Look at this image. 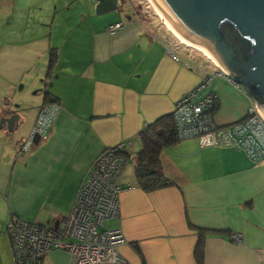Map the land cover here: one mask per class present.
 Returning a JSON list of instances; mask_svg holds the SVG:
<instances>
[{"label":"crops","instance_id":"0c3cea01","mask_svg":"<svg viewBox=\"0 0 264 264\" xmlns=\"http://www.w3.org/2000/svg\"><path fill=\"white\" fill-rule=\"evenodd\" d=\"M126 1L123 16L134 6ZM94 4L0 0V118L16 115L10 129L0 124V264H13L6 233L11 218L60 228L94 158L119 142L128 161L117 177L118 215L105 226L121 231L125 243L118 252L125 264H140V257L145 264H195L198 229L203 264H264V160L177 140L162 147L158 162L173 184L150 192L135 185L138 133L171 114L205 77L203 59L190 54L185 61L172 49V60L164 27L135 14L123 20L110 11L94 15ZM115 22L122 27L106 31ZM32 89L50 92L59 110L47 134L18 154L44 103L26 100ZM210 89L217 95L211 109L216 124L242 117V91L219 75ZM230 233L241 241L231 242ZM70 262L67 252L49 249L39 264Z\"/></svg>","mask_w":264,"mask_h":264},{"label":"built area","instance_id":"2783aa9c","mask_svg":"<svg viewBox=\"0 0 264 264\" xmlns=\"http://www.w3.org/2000/svg\"><path fill=\"white\" fill-rule=\"evenodd\" d=\"M122 27L115 22L107 27L113 33ZM169 40L167 50L170 58L177 57ZM215 75L225 77L237 90L233 79L217 67ZM214 74H206L191 90L182 95L173 105L171 116L177 140L194 139L200 147H225L243 153L251 162L264 160V117L255 101L249 102L239 120L226 125L215 123L211 109L217 95L210 90ZM58 103L38 107L33 127L22 139L18 154L32 145V137L47 134L58 113ZM122 143L102 150L92 161L88 177L79 185L73 203L60 229L50 231L37 224L20 219H11L7 234L13 264H39L51 248L65 249L70 255V264H125L118 246L125 243L119 229L104 226L107 220L116 218L118 195L122 188L117 177L125 165ZM6 231V233H7ZM233 243L241 241V235L230 233Z\"/></svg>","mask_w":264,"mask_h":264},{"label":"water","instance_id":"95a60500","mask_svg":"<svg viewBox=\"0 0 264 264\" xmlns=\"http://www.w3.org/2000/svg\"><path fill=\"white\" fill-rule=\"evenodd\" d=\"M93 1L96 15L120 4V0ZM154 1L176 31L209 50L240 89L252 95L264 117V0ZM15 118L14 114L0 118V124L10 129ZM39 138L34 134L32 144Z\"/></svg>","mask_w":264,"mask_h":264},{"label":"trees","instance_id":"16d2710c","mask_svg":"<svg viewBox=\"0 0 264 264\" xmlns=\"http://www.w3.org/2000/svg\"><path fill=\"white\" fill-rule=\"evenodd\" d=\"M49 57L50 58H49L48 66L51 65L53 60L51 55ZM44 92H45L44 94L45 98L43 99L44 103L42 105L49 104L52 102L56 103V100L51 97L50 92L49 93H46V91ZM250 97L253 99L252 95ZM138 139L140 141V148L135 153L133 158L135 185L143 192H150L153 190L171 186L173 182L170 179L166 178L162 174V172H160L158 166L159 154L162 147L164 145L171 144L172 142L177 141L174 134L171 114L162 115L157 119H155L152 123L145 125L144 128L138 133ZM122 154L126 164V162L128 161L126 153L123 152ZM29 222L33 224H37L42 228H45L50 231L57 232L60 229L58 227L56 228V230H54L52 225L45 226L35 221H29ZM201 231L202 230L200 229H198L197 231V240L193 249V258L195 264H203L204 261L203 260L204 238ZM7 234H9L8 231ZM130 246L135 252L139 253L138 247L135 243L131 242ZM50 250H62L67 252L65 249H59V248H52ZM38 260L40 263L41 262L40 258ZM140 264H145L142 257H140Z\"/></svg>","mask_w":264,"mask_h":264},{"label":"rangeland","instance_id":"374dc122","mask_svg":"<svg viewBox=\"0 0 264 264\" xmlns=\"http://www.w3.org/2000/svg\"><path fill=\"white\" fill-rule=\"evenodd\" d=\"M124 1V4L122 5V6H124L125 5V3L127 2L126 0H123ZM131 3H132V6H133V4H134V6H133V8L136 10V13H137V16L139 17V18H141V17H144L145 18V20H149V21H151V22H153V24H156V25H158V27H164V29L167 31V33L169 34V36H170V40L172 41V44H173V51L176 53V54H178L183 60H189L190 59V54L191 55H196V56H198V57H200L201 59H203V62L202 63H200L199 64V66L201 67V69L203 70V75L204 74H207V73H209V74H214L215 75V73H216V71H217V66H215L214 64H212L208 59H207V57H205L202 53H200L199 51H197V50H194V49H192V48H188V47H186V46H184L183 44H181L174 36H173V34L169 31V29L166 27V26H164V24L162 23V21L160 20V18L158 19L157 18V12L156 11H154V9L151 7V5H150V3L147 1V0H131L130 1ZM128 3V2H127ZM147 5V6H146ZM145 7H148V8H146L145 9ZM121 10H123V7H121V6H119L117 9H114V10H112V11H110V12H115V13H117V14H120L121 15V19L123 20V18H124V16H123V13L121 12ZM92 13L94 14V15H96L95 13H94V10L92 11ZM105 14H108V12L107 13H105ZM105 14H102V15H105ZM102 15H98V16H102ZM159 16V15H158ZM158 20L159 21H161V22H159L158 23ZM162 23V24H161ZM163 31V30H162ZM169 31V32H168ZM204 60H207L214 68H215V70L206 62V61H204ZM190 62V61H189ZM223 71H225V70H223ZM226 72V71H225ZM227 74V73H226ZM216 76V75H215ZM217 79H219V78H217ZM216 80V79H215ZM231 84V83H230ZM237 85V87L240 89V87H239V85L238 84H236ZM42 86V88H44L45 86L44 85H41ZM239 91V90H238ZM240 91H242L241 92V94H243V97H247L246 96V93L243 91V89H240ZM35 92V89H32L31 91H27V93H25V95H26V100H31V99H35V100H39V99H44L45 98V96H44V93H41V94H35L34 93ZM245 95V96H244ZM53 96V95H52ZM249 102V97H247V103ZM120 144V142L119 143H115L114 145H112V146H115V145H119ZM112 146H109V147H112ZM109 147H106V148H109ZM105 148V149H106ZM104 150V149H103ZM121 154H122V152H121ZM166 178H168V179H170L171 180V178L170 177H168V176H166ZM112 220L113 219H110V220H107L106 222H109V223H111L112 222ZM105 222V223H106ZM39 224H42V225H47V224H45V222L43 221V222H38ZM105 223H104V226H105Z\"/></svg>","mask_w":264,"mask_h":264},{"label":"bare ground","instance_id":"6f19581e","mask_svg":"<svg viewBox=\"0 0 264 264\" xmlns=\"http://www.w3.org/2000/svg\"><path fill=\"white\" fill-rule=\"evenodd\" d=\"M151 7L154 9V11L157 12L158 18H160V20L162 21V23L164 24V26H166L169 31L173 34V36L184 46L188 47V48H192L194 50L199 51L200 53H202L205 57H207V59L209 61H211L215 66L221 68L222 70L223 67L218 63V61L214 58V56L212 55V53L207 50L204 47H201L200 45L196 44V43H192L190 41H188L186 38L183 37V35H181L178 31H176V29L168 22V20L164 17L162 11L160 10V8L158 7V5L156 4V2L154 0H147Z\"/></svg>","mask_w":264,"mask_h":264},{"label":"flooded vegetation","instance_id":"af4514ba","mask_svg":"<svg viewBox=\"0 0 264 264\" xmlns=\"http://www.w3.org/2000/svg\"><path fill=\"white\" fill-rule=\"evenodd\" d=\"M124 4V1L123 0H120V4L118 5V7L119 6H121V7H123L122 5ZM117 7V8H118ZM122 12H123V10H122ZM136 15L137 16V13H136V10L132 7V12L131 13H125L124 14V18H126L127 16L129 17L130 15ZM170 40V39H169ZM52 228V227H51Z\"/></svg>","mask_w":264,"mask_h":264}]
</instances>
